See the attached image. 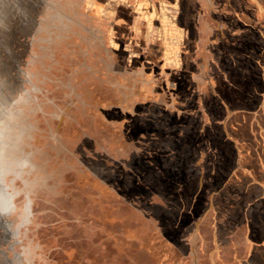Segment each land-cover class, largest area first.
I'll return each mask as SVG.
<instances>
[{"label":"rangeland","instance_id":"obj_1","mask_svg":"<svg viewBox=\"0 0 264 264\" xmlns=\"http://www.w3.org/2000/svg\"><path fill=\"white\" fill-rule=\"evenodd\" d=\"M255 180L264 0H0V264H264Z\"/></svg>","mask_w":264,"mask_h":264},{"label":"crops","instance_id":"obj_2","mask_svg":"<svg viewBox=\"0 0 264 264\" xmlns=\"http://www.w3.org/2000/svg\"><path fill=\"white\" fill-rule=\"evenodd\" d=\"M250 174V173H249ZM247 177H252V174H250L249 176H247ZM253 178V177H252ZM252 184V181L250 182V183H248V186H250ZM253 184H257L260 188H264V182L263 181H254V183ZM258 198H260V201H262L263 203H264V190L261 192V194H260V196H258ZM257 200V199H256ZM256 202V201H255ZM252 203H249V205H251ZM254 204H252V206H253ZM249 207V206H248ZM243 223H249V224H251V219H250V217H248L247 216V219L244 217V220H243ZM248 224V225H249ZM229 244V243H228ZM231 244V243H230ZM250 249L251 250H254L253 252L254 253H256V252H259L260 251V253H261V256L263 257V262H264V241H262L261 243H258V244H256V246H254V245H250ZM230 251H224L223 252V255H225L224 256V258H226L225 259V263L226 264H231L232 263V261L235 259V254H234V256L232 257V258H230ZM228 257V258H227Z\"/></svg>","mask_w":264,"mask_h":264},{"label":"water","instance_id":"obj_3","mask_svg":"<svg viewBox=\"0 0 264 264\" xmlns=\"http://www.w3.org/2000/svg\"><path fill=\"white\" fill-rule=\"evenodd\" d=\"M28 204H29V205H28V208H29V207H30V203H28ZM28 208H27V209H28Z\"/></svg>","mask_w":264,"mask_h":264}]
</instances>
